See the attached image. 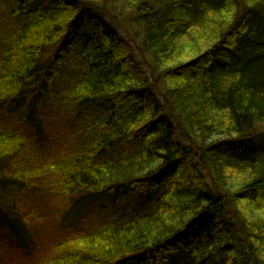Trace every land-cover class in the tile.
<instances>
[{"label":"trees","instance_id":"obj_1","mask_svg":"<svg viewBox=\"0 0 264 264\" xmlns=\"http://www.w3.org/2000/svg\"><path fill=\"white\" fill-rule=\"evenodd\" d=\"M14 251L264 264V0H0V264Z\"/></svg>","mask_w":264,"mask_h":264},{"label":"rangeland","instance_id":"obj_2","mask_svg":"<svg viewBox=\"0 0 264 264\" xmlns=\"http://www.w3.org/2000/svg\"><path fill=\"white\" fill-rule=\"evenodd\" d=\"M113 23V22H112ZM119 28V27H118ZM119 30H120V28H119ZM121 31V30H120ZM123 32H124V29H122V34H123ZM127 36V35H126ZM128 37V36H127ZM135 54H136V56H137V58L139 59V62L141 61V62H143L142 60V56L140 55V53H139V51H135ZM59 108H60V106H59ZM63 108H64V106H63ZM56 109H58V108H56ZM51 113V116L54 118L55 117V115H57V113H54V112H50ZM59 114V113H58ZM57 118V117H56ZM58 119V118H57ZM33 246H34V248H38L39 250H41L42 252H46V250H48V249H50L51 248V246H50V242H48L47 240H45V239H43V238H40V237H38V236H36L35 237V240L33 241ZM35 250V249H34ZM33 250V251H34ZM11 254H14V255H12L11 257L13 258V260H15V263L16 264H26V263H30L31 261H33L32 260V256H30V257H26L25 258V256L26 255H24V254H22V253H20V252H18V251H14V252H12Z\"/></svg>","mask_w":264,"mask_h":264}]
</instances>
